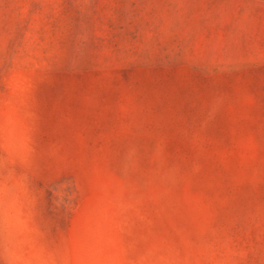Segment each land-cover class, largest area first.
<instances>
[{"label":"rangeland","instance_id":"rangeland-1","mask_svg":"<svg viewBox=\"0 0 264 264\" xmlns=\"http://www.w3.org/2000/svg\"><path fill=\"white\" fill-rule=\"evenodd\" d=\"M0 264H264V0H0Z\"/></svg>","mask_w":264,"mask_h":264}]
</instances>
